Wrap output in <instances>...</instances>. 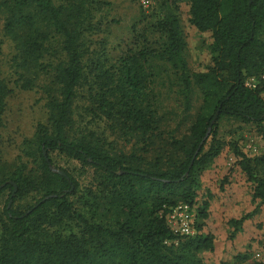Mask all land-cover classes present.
Here are the masks:
<instances>
[{"label":"trees","instance_id":"1","mask_svg":"<svg viewBox=\"0 0 264 264\" xmlns=\"http://www.w3.org/2000/svg\"><path fill=\"white\" fill-rule=\"evenodd\" d=\"M164 1L165 12L152 25L163 38L160 46L127 49L110 62L105 56L92 57L87 42L88 35L100 30L95 13L103 0H0L2 28L17 42L19 68H39L48 77L46 120L37 124L23 152L35 168L19 158L13 171L0 174V194L7 191L0 211V264H202L199 254L211 251L210 234H199L195 225L194 236L174 237L162 216L177 203L195 202L198 174L225 145L216 137L219 120L264 127V0ZM180 2L188 6L189 23L210 34L214 55L206 72L187 70L176 13ZM153 61L173 71L183 111L190 109L192 87L199 91L198 110L180 138L172 133L164 138L159 129L151 84L165 70L153 67ZM17 75V87L35 86L32 78ZM8 92L0 79V125ZM77 96L83 97L87 114L133 135L139 153L114 152L75 136L71 127ZM229 146L254 184L252 198L264 201V180L253 175L264 156L249 160ZM49 154L92 170L87 198L70 200L76 183L65 171L51 170ZM30 193L37 196L32 204L13 209L18 198ZM80 199L87 217L76 207ZM206 208L205 202L200 204L197 218L206 217ZM70 222L76 231L62 235L61 227Z\"/></svg>","mask_w":264,"mask_h":264},{"label":"rangeland","instance_id":"2","mask_svg":"<svg viewBox=\"0 0 264 264\" xmlns=\"http://www.w3.org/2000/svg\"><path fill=\"white\" fill-rule=\"evenodd\" d=\"M52 1L59 4L61 0ZM103 1L101 9L95 13L100 30L87 36L92 57L101 55L112 62L127 49L135 50L141 45L155 49L160 46L163 38L152 25L166 10L164 0H148L146 8L137 0ZM176 13L185 42L183 57L188 72H206L214 55L210 34L198 32L189 23L188 6L184 2L177 3ZM2 26L0 17V79L9 89L0 125V174L13 171L20 162L27 168H35V163H30L23 152L25 142L31 139L37 124L45 123L44 90L48 82L47 75L39 68H19L21 59L17 42L5 34ZM141 37L145 39L142 42ZM159 64L152 62L153 67ZM158 67L165 73L156 76L151 87L158 102L159 129L164 132V138L170 133L174 138H180L192 122L201 97L197 88L192 87L190 109L183 111L179 83L173 71L166 64ZM18 73L32 78L35 86L29 90L17 87ZM261 96L264 98V93ZM72 123L71 132L75 136L95 140L114 152L139 153L140 144L133 135L123 134L104 118L87 114L82 96H77L74 102ZM216 137L225 145L212 163L198 174L195 190V205L207 204L206 217L196 218L195 225L199 234H210L213 238L211 251L201 253V261L202 264H252L256 262L252 258L253 253L264 250V201L252 198L254 184L240 170L237 164L239 158L229 145H235L249 160L264 156V127L261 129L221 119L217 124ZM151 153H155V146ZM48 157L52 170L65 171L74 179L76 189L70 200L74 202L77 197L87 198L86 190L93 187L92 170L57 154H49ZM147 157L150 158L151 154L148 153ZM253 175L264 180V164L254 165ZM6 197L7 191L0 194V211ZM36 198L33 193L23 195L12 207L21 209L32 204ZM81 199L76 207L87 217ZM246 214L249 216L239 222ZM69 231H76L72 222L60 229L62 235Z\"/></svg>","mask_w":264,"mask_h":264},{"label":"built area","instance_id":"3","mask_svg":"<svg viewBox=\"0 0 264 264\" xmlns=\"http://www.w3.org/2000/svg\"><path fill=\"white\" fill-rule=\"evenodd\" d=\"M143 8L148 6V0H138ZM194 203H177L169 207L162 216L164 224L171 235L177 238L192 237L197 234L195 222L197 218V206ZM252 258L264 264V250L253 253Z\"/></svg>","mask_w":264,"mask_h":264},{"label":"water","instance_id":"4","mask_svg":"<svg viewBox=\"0 0 264 264\" xmlns=\"http://www.w3.org/2000/svg\"><path fill=\"white\" fill-rule=\"evenodd\" d=\"M214 118H215V115H214L213 119L211 120V124L213 123ZM209 130H210V127L207 128V133H206L205 137L202 139V141L199 143V145H198L196 151L194 152L193 157L196 155V153H197L199 147L202 145L203 141L205 140V138H206V136H207ZM42 155H44V152H42ZM51 170H52V169H51ZM52 171H54V172L59 173L60 175H62V173H61L60 171H58V170H52ZM15 190H16V189H15V187H14V185H13L12 192H11V194H10V197L13 196ZM9 203H10V201L7 203V206H9Z\"/></svg>","mask_w":264,"mask_h":264},{"label":"crops","instance_id":"5","mask_svg":"<svg viewBox=\"0 0 264 264\" xmlns=\"http://www.w3.org/2000/svg\"><path fill=\"white\" fill-rule=\"evenodd\" d=\"M202 253H204V252H202ZM199 257H200V254H199ZM201 258V257H200Z\"/></svg>","mask_w":264,"mask_h":264}]
</instances>
